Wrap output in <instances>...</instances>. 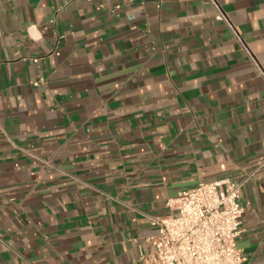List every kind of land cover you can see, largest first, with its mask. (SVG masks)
I'll return each instance as SVG.
<instances>
[{
  "label": "crops",
  "instance_id": "1",
  "mask_svg": "<svg viewBox=\"0 0 264 264\" xmlns=\"http://www.w3.org/2000/svg\"><path fill=\"white\" fill-rule=\"evenodd\" d=\"M264 71V0H218ZM245 184L264 264V77L205 0H0V264H142L149 218Z\"/></svg>",
  "mask_w": 264,
  "mask_h": 264
},
{
  "label": "built area",
  "instance_id": "2",
  "mask_svg": "<svg viewBox=\"0 0 264 264\" xmlns=\"http://www.w3.org/2000/svg\"><path fill=\"white\" fill-rule=\"evenodd\" d=\"M238 42L240 49L264 77V71L250 52L218 0H205ZM252 174L241 179L203 181L165 201L168 214L149 218L156 234L145 241L147 253L139 252L142 264H241L243 256L236 239L242 232L244 206L242 190Z\"/></svg>",
  "mask_w": 264,
  "mask_h": 264
}]
</instances>
